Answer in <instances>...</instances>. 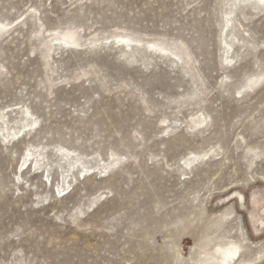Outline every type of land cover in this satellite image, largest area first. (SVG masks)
I'll list each match as a JSON object with an SVG mask.
<instances>
[{"label": "rangeland", "instance_id": "1", "mask_svg": "<svg viewBox=\"0 0 264 264\" xmlns=\"http://www.w3.org/2000/svg\"><path fill=\"white\" fill-rule=\"evenodd\" d=\"M226 249L264 264V0H0V264Z\"/></svg>", "mask_w": 264, "mask_h": 264}, {"label": "bare ground", "instance_id": "2", "mask_svg": "<svg viewBox=\"0 0 264 264\" xmlns=\"http://www.w3.org/2000/svg\"><path fill=\"white\" fill-rule=\"evenodd\" d=\"M226 250L217 251L216 253H212L211 258L209 260H214L217 264H229L232 258L234 257V254L231 253V250L229 249L227 251Z\"/></svg>", "mask_w": 264, "mask_h": 264}]
</instances>
